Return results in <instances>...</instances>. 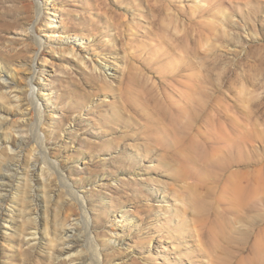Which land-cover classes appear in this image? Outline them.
<instances>
[{
  "label": "rangeland",
  "instance_id": "obj_1",
  "mask_svg": "<svg viewBox=\"0 0 264 264\" xmlns=\"http://www.w3.org/2000/svg\"><path fill=\"white\" fill-rule=\"evenodd\" d=\"M39 2L0 0V264H264V0Z\"/></svg>",
  "mask_w": 264,
  "mask_h": 264
},
{
  "label": "bare ground",
  "instance_id": "obj_2",
  "mask_svg": "<svg viewBox=\"0 0 264 264\" xmlns=\"http://www.w3.org/2000/svg\"><path fill=\"white\" fill-rule=\"evenodd\" d=\"M35 2H36V5H37V8H36V12H37V15L39 16L40 14H41V5H40V2H39V0H35ZM51 18V17H50ZM37 20V19H36ZM49 23H53V20L51 21L50 20V22ZM31 29H32V31H34V28H33V26L31 27ZM50 35H52V36H60V35H56V33H54V32H51V33H49ZM59 34V33H58ZM62 35V34H61ZM51 37V36H50ZM38 40V39H37ZM40 40H41V38H40ZM40 40H38L37 41V49L36 50H31L30 49V51L33 53V55H35L36 57H38V55H39V53H40V47L43 45L41 42H40ZM56 43H55V47H56V49L60 52V53H68V54H70L72 57H75V59H77L80 63H82V64H84V65H86V64H88L87 63V61L85 60V57H84V55L82 54V51H80V49L75 45V44H73V43H71L70 41H68V40H66L65 38L64 39H62L61 37H58L56 40ZM54 47V48H55ZM56 50V51H57ZM57 51V52H58ZM32 63H33V68H32V71H33V73L30 75L31 77L29 78V80H28V86L30 87V89H31V92H32V95L30 96L31 98H30V102H31V104L34 106L33 107V111H37L38 109H39V105H40V101H39V99L38 98H36V96H35V85H34V81L37 79V77H39V75H38V70L36 69V60H32ZM87 66V65H86ZM89 66V65H88ZM95 67H99V66H93L92 67V69L94 70L95 69ZM17 68V67H16ZM100 68V67H99ZM18 70L19 69H21V67H18L17 68ZM100 69H102V68H100ZM4 79H6V78H4ZM6 81V84H8L7 83V79L5 80ZM9 85V84H8ZM17 89V88H16ZM7 91V90H6ZM5 91V92H6ZM45 94H47V93H45ZM19 100V95H17V96H15V100L14 101H18ZM2 109V108H1ZM0 118L2 119V120H4L6 117L8 118V117H12V116H15V115H20V112H18V111H9V110H5V109H3V110H0ZM5 115V116H4ZM21 115H23V114H21ZM4 117V118H3ZM37 117V120L38 119H43L42 118V113H41V111L38 113V115L36 116ZM7 118L5 119V122L3 123V124H1L0 125V128H1V126H4V127H6V125L8 126L9 125V122H8V120H7ZM7 120V121H6ZM5 139V138H4ZM2 140L1 139V137H0V146H2V144H5V146H7V147H9V149H12V148H10V143H9V140H7V139H5V140ZM37 143H38V147H43L42 146V144L40 143V142H38V139H37ZM13 152H15V154H18L19 153V151H16L15 149H13L12 150ZM14 154V155H15ZM42 154H44V162H45V164H47V165H50L51 164V162L48 160V156H47V154H46V152L44 151V152H42ZM15 157V156H14ZM54 164V163H53ZM52 164V165H53ZM55 165V164H54ZM36 163H34V164H32V171H30V170H27L26 171V173H25V176H24V179H23V183H24V185H26L29 189L28 190H30V187H32L33 185H32V182H33V178H34V172L36 171ZM41 170H43L44 171V169L43 168H41ZM30 171V172H29ZM42 172V171H41ZM42 174H44V173H42ZM9 179H10V175H8V174H6L5 172H1L0 173V180L1 181H4V182H8L9 181ZM67 186H69V185H67ZM26 191V190H25ZM24 191V192H25ZM24 192H22V193H24ZM50 192V191H49ZM25 193H27V192H25ZM43 193H44V196H45V199H47V197H51V196H49L48 195V192H46V191H43ZM74 194V193H73ZM72 195V194H71ZM75 195V194H74ZM23 197H25V196H23ZM23 197H21V198H23ZM27 197H29V196H27ZM77 197H78V195H77ZM77 197H76V199H77ZM24 199L25 198H23V200L21 199V201H24ZM27 201H28V203H29V201H31L32 199H26ZM77 201L79 202V203H81L82 204V201L80 200V198L79 199H77ZM25 202V201H24ZM45 202L46 203H48V201H46L45 200ZM27 202L25 203L26 204V206H25V204H23L24 205V207H26V213H24V214H26L27 215V217H28V219L29 220H31V222H33L34 224L35 223H38L37 222V220H36V218H34V217H32V211H31V208H30V205L28 204ZM33 204V203H32ZM81 204H79L80 206H81V210H82V212H83V217L86 219V222H87V224H89L88 223V216H87V213H86V211H85V208H84V206H83V204L81 205ZM22 205V206H23ZM23 207V208H24ZM28 221V220H27ZM87 224H85V225H87ZM36 225V224H35ZM45 231H46V235L48 236V229H49V227H48V222H47V220L45 221ZM30 228V227H29ZM37 228V227H36ZM87 229V228H86ZM55 230V231H54ZM74 230V229H73ZM53 233L55 234V236H59V239L63 242V244L65 243V244H67L65 247H62V250L60 251V252H57V251H55V249H53L52 251H51V257L53 258V259H55L56 257H57V255H59V254H61V253H65V254H70L71 253V251L73 250L72 249V247H70V242H71V237H73V234L72 235H67L66 237H65V240H63V235H65L67 232H66V230H64L63 228L62 229H60L59 230V232H58V230L56 231V229H53ZM55 232H58V234H56ZM84 233V232H83ZM32 234H34V233H32ZM76 236V235H75ZM53 237V236H52ZM54 238V237H53ZM70 238V239H69ZM88 239V238H87ZM54 240V239H53ZM52 245V244H51ZM94 250V249H93ZM97 252V251H96ZM98 261V258H97V260H96V262ZM101 262V261H100ZM98 264V263H97Z\"/></svg>",
  "mask_w": 264,
  "mask_h": 264
}]
</instances>
